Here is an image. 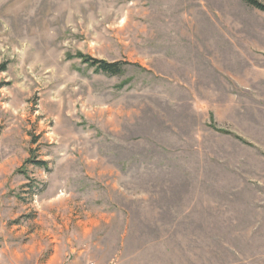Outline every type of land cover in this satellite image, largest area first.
<instances>
[{
	"label": "rangeland",
	"instance_id": "rangeland-1",
	"mask_svg": "<svg viewBox=\"0 0 264 264\" xmlns=\"http://www.w3.org/2000/svg\"><path fill=\"white\" fill-rule=\"evenodd\" d=\"M0 264H264V11L0 0Z\"/></svg>",
	"mask_w": 264,
	"mask_h": 264
},
{
	"label": "trees",
	"instance_id": "trees-1",
	"mask_svg": "<svg viewBox=\"0 0 264 264\" xmlns=\"http://www.w3.org/2000/svg\"><path fill=\"white\" fill-rule=\"evenodd\" d=\"M246 4L264 11V3L259 0H244ZM77 56L89 66H93L96 71L102 72L109 76L119 75L123 72L124 66L128 63L122 60L107 61L104 59H97L83 53H78ZM37 165H42V161H34Z\"/></svg>",
	"mask_w": 264,
	"mask_h": 264
}]
</instances>
